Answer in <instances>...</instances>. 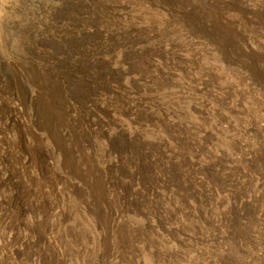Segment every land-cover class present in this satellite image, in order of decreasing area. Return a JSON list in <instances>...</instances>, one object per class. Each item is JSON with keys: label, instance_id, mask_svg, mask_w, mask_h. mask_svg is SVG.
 <instances>
[{"label": "rangeland", "instance_id": "rangeland-1", "mask_svg": "<svg viewBox=\"0 0 264 264\" xmlns=\"http://www.w3.org/2000/svg\"><path fill=\"white\" fill-rule=\"evenodd\" d=\"M0 53L50 86L0 88V264H264V0H0ZM60 98L67 161L35 124Z\"/></svg>", "mask_w": 264, "mask_h": 264}, {"label": "bare ground", "instance_id": "bare-ground-1", "mask_svg": "<svg viewBox=\"0 0 264 264\" xmlns=\"http://www.w3.org/2000/svg\"><path fill=\"white\" fill-rule=\"evenodd\" d=\"M32 1V0H31ZM38 2V1H37ZM39 3V2H38ZM168 5V4H167ZM43 9H46V7H47V5L46 4H44L43 3V5L41 6ZM19 31H21V33L22 34H25V30H28V29H18ZM27 32V31H26ZM19 33V32H18ZM17 34V33H16ZM27 34V33H26ZM14 38V37H13ZM18 40L16 41V40H14V41H16V43H15V45H14V51H13V54L17 57V58H19V59H21L22 61H24L25 60V58H26V56L27 55H29V54H32V55H34V57L35 58H37V55L35 54V52H33L32 51V49H31V42L28 40V38L27 37H25V36H21L20 37V34H19V37L17 38ZM13 44V43H12ZM13 46V45H12ZM33 62H34V66H28V65H22L23 66V69H22V72L20 73V74H18V76H14V74H12L11 72H10V68H8V66L6 65V63H5V59L2 57V55H1V53H0V69H1V67L3 66L4 67V70H5V72H4V74L2 75L1 73H0V88H9L10 90H13L15 93H17V94H20V95H22V96H24V95H26V93L27 92H29V90L26 92V90H27V88L29 87V86H27V84H31V85H33V86H35V87H37V88H40V89H46L47 88V90H49L48 89V87H50L49 85H48V83L45 85V83L43 84V76H44V74L45 73H47L48 74V71L43 67V66H41V64H39L37 61H35V60H33ZM24 63V62H23ZM49 75V74H48ZM47 75V76H48ZM46 76V75H45ZM45 78V77H44ZM49 78V77H48ZM47 79V78H46ZM51 80V79H50ZM56 81V80H55ZM48 82V81H47ZM50 82H52V81H50ZM57 82V81H56ZM56 82H55V84H56ZM58 83V82H57ZM54 84V83H53ZM54 84V85H55ZM62 84V83H61ZM30 88V87H29ZM31 89V88H30ZM47 90H45L46 92H48ZM61 90H64V89H61ZM63 92V91H62ZM28 94V93H27ZM62 95V94H61ZM60 95V96H61ZM60 96H58V97H60ZM63 96V95H62ZM48 97V96H47ZM55 97V96H54ZM69 97V96H68ZM51 98V97H50ZM56 98V97H55ZM54 98V99H55ZM67 98V97H66ZM58 99V98H57ZM54 101H56V100H54ZM35 103V102H34ZM39 103V102H38ZM53 104V103H52ZM54 105L56 106V107H52V109L50 108L49 110L48 109H46V110H40L39 108H35V124L37 125V127L39 128V129H45L50 135H51V137H52V139H53V141H54V143H55V145H56V149L58 150V152L61 150V154H62V157H64V159L66 158L67 160H68V158L70 159V158H73V157H75L74 156V154L76 153V147L73 145V143H72V141H71V139L72 138H74L75 139V133H76V130H75V127H74V121L75 122H77V116L75 117V114H76V111H75V107H73V105L71 104V102H70V100H68V99H62V98H60L59 100H57L55 103H54ZM53 105V106H54ZM42 108V107H41ZM9 110V109H8ZM13 110H15V109H13ZM10 111V110H9ZM17 110H15V112H16ZM78 112V111H77ZM18 114V113H17ZM17 114H15V115H17ZM13 115H14V113H13ZM12 116V115H11ZM23 116V115H22ZM7 117V116H6ZM17 117V116H16ZM19 117V116H18ZM21 117V116H20ZM8 118V117H7ZM29 118H31V117H29ZM2 119H4V117H2ZM10 119V118H9ZM13 119V118H12ZM18 119V118H17ZM20 119V118H19ZM42 119L44 120V119H46V123H44L43 121H42ZM8 120V119H7ZM29 120V119H28ZM32 120H34V119H32ZM4 121H5V119H4ZM12 121H15V120H12ZM30 121V120H29ZM21 122V121H20ZM26 122H27V120H26ZM79 123V122H78ZM18 124H20V123H18ZM28 124V123H27ZM34 124V125H35ZM8 125H10V124H8ZM14 125V124H13ZM16 125V124H15ZM26 125V124H25ZM31 125V124H30ZM12 126V125H11ZM23 126H24V124H23ZM76 126H78V125H76ZM2 128H3V125L1 126ZM6 127V126H5ZM28 127H29V125H28ZM31 127V126H30ZM34 127V126H33ZM36 127V126H35ZM24 128H25V126H24ZM19 129V128H18ZM18 129H17V131H18ZM30 130H31V128H29ZM36 129V128H35ZM2 130V129H1ZM3 130H4V128H3ZM10 130V129H9ZM12 130V129H11ZM29 130V131H30ZM80 130H82V129H80ZM6 131V130H5ZM5 131H1V132H3V134L5 133ZM14 131V130H13ZM21 131V130H20ZM22 131H24V130H22ZM39 131V130H38ZM9 132V131H8ZM8 132H6L7 134H8ZM44 132V131H43ZM46 132V133H47ZM13 133V132H12ZM23 133H25V131L23 132ZM23 133H19V134H23ZM2 134V133H1ZM6 134V135H7ZM14 134H17L16 135V138L13 140V141H18V143H19V147H18V149H19V154L20 155H22V153H25L26 152V149L27 148H29V146H30V144H29V141H28V139H26L25 137H23L22 138V140H20V137L21 136H19L18 135V133H14ZM14 134H12V135H14ZM26 134V133H25ZM30 133H28V135H29ZM41 134H43V133H41ZM83 134H84V132H83ZM5 135V134H4ZM4 135H3V137L2 136H0V187L1 186H5V183H7L8 181H10L13 177H15L14 176V172H13V170L12 169H10V167H9V164H10V159H9V157H10V155L11 154H9L8 153V151H9V149H10V151L11 150H13V148L12 147H10L9 146V141H11V140H8V138H4ZM11 135V136H12ZM27 135V136H28ZM47 135V134H46ZM9 136V135H8ZM30 136V135H29ZM39 137V136H38ZM25 138V139H24ZM49 138H50V136H49ZM73 139V140H74ZM76 139H78V137L76 138ZM76 139H75V141H76ZM33 140V139H32ZM41 142V141H40ZM31 143V142H30ZM70 143H71V147L69 148V149H66L67 147H68V145H70ZM10 144H11V142H10ZM75 144V143H74ZM78 147V146H77ZM22 148V149H21ZM62 148V149H61ZM42 149V148H41ZM66 149V150H65ZM78 149V148H77ZM65 150V151H64ZM37 151H38V149H37ZM29 152V151H28ZM57 152V151H56ZM18 154V153H17ZM29 154V153H28ZM34 154H36V153H34ZM41 154V151H40V153H39V155ZM38 155V154H37ZM42 155V154H41ZM46 156V155H45ZM14 157V156H13ZM42 157H44V156H42ZM47 157V156H46ZM11 158V157H10ZM19 158V157H18ZM89 158V157H88ZM44 159V158H43ZM65 159V161H67ZM30 160H31V158H30ZM42 160V159H41ZM24 161V160H23ZM44 161V160H43ZM70 161H72V160H70ZM69 161V162H70ZM82 161V160H81ZM40 162V161H39ZM85 162V161H84ZM64 163V162H63ZM67 163V162H66ZM66 163L63 165V166H65L66 165ZM79 163V162H78ZM38 164V163H37ZM80 164V163H79ZM86 164V163H85ZM26 165V164H25ZM69 165H71V163H69ZM87 165H89V164H87ZM22 166H24V165H22ZM30 166H31V164H30ZM50 166V165H49ZM68 166V165H67ZM95 166V165H94ZM93 166V168H95ZM70 167V166H69ZM25 168H27V167H25ZM37 168V167H36ZM85 168V167H84ZM29 169V168H28ZM41 169H42V167H41ZM45 169V168H44ZM49 169V168H48ZM91 169V168H90ZM96 169V168H95ZM70 170V169H69ZM88 170V169H87ZM15 171V170H14ZM95 171V170H94ZM65 172V171H64ZM68 172V171H67ZM70 172H71V170H70ZM73 172V171H72ZM90 172V171H89ZM92 172H93V170L90 172L91 173V176H92ZM53 173V172H52ZM55 173V172H54ZM53 173V174H54ZM90 173H89V175H90ZM70 174V173H69ZM78 174V173H77ZM94 174V173H93ZM86 175V174H85ZM84 175V176H85ZM95 175H98L97 173L95 174ZM18 176H20V175H18ZM40 176V175H39ZM84 176H83V178H84ZM90 176V177H91ZM56 177V176H55ZM17 178H19L20 179V177H17ZM14 179V178H13ZM93 180H94V177H93ZM26 181V180H25ZM25 181H23L24 183H25ZM30 181V180H29ZM38 181V180H37ZM101 181V180H100ZM14 182V181H13ZM20 182H22L21 180H20ZM19 182V184H21ZM9 183V182H8ZM7 183V184H8ZM15 183V185L16 184H18V183H16V182H14ZM97 184H99V183H97ZM103 184V183H102ZM23 185V184H22ZM12 186H14V184L12 185ZM17 187H18V185H16ZM25 186H26V184H25ZM24 185L22 186V188L24 189V187H25ZM33 186V185H32ZM38 186V185H37ZM20 187V186H19ZM27 187H29V185L27 186ZM35 187V186H34ZM21 188V189H22ZM23 189H22V191H23ZM31 189V188H30ZM30 189H28V190H30ZM96 189H98V188H96ZM40 190V189H39ZM102 190V189H101ZM22 191H20V192H22ZM35 191V190H34ZM37 191V190H36ZM94 191V190H93ZM14 192V191H13ZM15 192H16V190H15ZM23 192H26L25 191V189H24V191ZM29 192V191H28ZM50 192V191H49ZM16 193H18V190H17V192ZM30 193V192H29ZM36 193V192H35ZM42 193V192H41ZM25 196H26V198L25 199H28V196H27V193L25 194V193H23ZM52 194V193H51ZM102 194V193H101ZM107 194V193H106ZM36 195H37V193H36ZM35 195V197H37ZM11 196V195H10ZM12 196H14V195H12ZM46 196V195H45ZM48 196V195H47ZM46 196V197H47ZM99 196V195H98ZM35 197L33 198V199H35ZM38 197H40L39 195H38ZM94 197V196H93ZM15 198V197H14ZM52 198V197H51ZM7 199V198H6ZM21 199H22V197H21ZM20 199V200H21ZM24 199V198H23ZM22 199V200H23ZM32 199V200H33ZM49 199V198H48ZM10 200V199H9ZM17 200H19V199H17ZM8 201V200H7ZM7 201L5 202V203H7ZM14 201H15V199H14ZM40 201V200H39ZM2 202V201H1ZM10 202H11V200H10ZM10 202H9V204H10ZM16 202V201H15ZM29 202V201H28ZM40 202H42V201H40ZM47 202V201H46ZM18 203L19 202H17L16 203V205H18ZM33 203H35L36 204V202H35V200H34V202ZM1 204V203H0ZM25 204V203H24ZM38 204V203H37ZM39 205V204H38ZM44 206V205H43ZM12 207V206H11ZM20 207H22V205H20ZM28 207H30L29 205L26 207V208H28ZM33 207V206H32ZM93 207V206H92ZM33 208H35V206L33 207ZM32 208V209H33ZM46 208V207H45ZM99 208V207H98ZM97 208V209H98ZM107 208V207H106ZM106 208H105V210H106ZM30 209V208H29ZM41 209H42V207H41ZM40 208H39V210H41ZM49 209V208H48ZM16 210H18L17 208H16ZM25 210V209H24ZM56 210V209H55ZM99 210V209H98ZM10 211V210H9ZM34 211H35V209H34ZM34 211H33V213H34ZM46 211V210H45ZM44 211V212H45ZM100 211V210H99ZM5 212V211H4ZM16 212V211H15ZM21 212V211H20ZM35 212H37V211H35ZM41 212V211H40ZM43 212V211H42ZM107 212V211H106ZM24 213H25V211H24ZM51 213V212H50ZM101 213H103V212H101ZM29 214V213H28ZM37 214V213H36ZM46 214V213H45ZM95 214V213H94ZM18 215V217H20V215H21V213H16V216ZM31 215V214H30ZM34 215V214H33ZM47 215V214H46ZM15 216V215H14ZM13 216V217H14ZM28 216V215H27ZM34 216H36V215H34ZM105 215H103V217H104ZM110 216V215H109ZM108 215H107V217H109ZM100 217V216H99ZM42 218V217H41ZM104 218H106V217H104ZM28 219V218H27ZM34 219V218H33ZM32 219V220H33ZM48 219V218H47ZM102 219V218H101ZM100 219V220H101ZM9 220V219H8ZM8 220H6L7 222H8ZM13 220V219H12ZM16 220V219H15ZM18 220V219H17ZM35 220V219H34ZM37 220V219H36ZM52 220V219H51ZM99 220V221H100ZM103 220V219H102ZM106 220V219H105ZM23 221H24V219H23ZM30 221V220H29ZM28 221V222H29ZM10 222V221H9ZM30 222H32V221H30ZM34 222V221H33ZM48 222V221H47ZM103 222V221H102ZM22 223V222H21ZM4 224V221L3 220H0V225L2 226ZM14 224H15V222H14ZM17 224L19 225V223L17 222ZM25 224V223H24ZM29 224V223H28ZM27 224V225H28ZM31 224V223H30ZM29 224V225H30ZM10 225V224H9ZM9 225H7V226H9ZM45 225V224H44ZM0 226V227H1ZM4 226V225H3ZM2 226V227H3ZM7 226H6V228H7ZM15 226H16V224H15ZM26 226V225H25ZM41 226V225H40ZM40 226H39V228H40ZM12 227V226H11ZM49 227V226H48ZM4 228V227H3ZM2 228V229H3ZM1 229V228H0ZM18 229V228H17ZM4 230V229H3ZM32 230V229H31ZM5 231H8V229L7 230H5ZM10 231V230H9ZM12 231V230H11ZM14 231V230H13ZM8 233V232H7ZM6 233V234H7ZM28 233V232H27ZM33 234V233H32ZM9 235V234H8ZM14 235V234H13ZM40 235V234H39ZM1 236H2V234H1ZM11 236H9L8 238H10ZM3 240H5V239H3ZM7 240V239H6ZM5 242V241H4ZM15 242V241H14ZM2 244V243H1ZM4 245V244H3ZM7 245V244H6ZM22 246H23V244H22ZM3 247V246H2Z\"/></svg>", "mask_w": 264, "mask_h": 264}]
</instances>
